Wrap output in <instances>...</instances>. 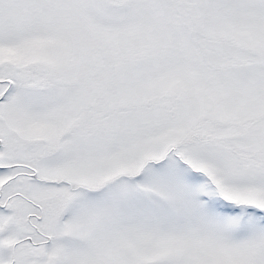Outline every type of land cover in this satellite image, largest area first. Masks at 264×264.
<instances>
[{
  "label": "snow or ice",
  "instance_id": "snow-or-ice-1",
  "mask_svg": "<svg viewBox=\"0 0 264 264\" xmlns=\"http://www.w3.org/2000/svg\"><path fill=\"white\" fill-rule=\"evenodd\" d=\"M0 264H264V0H0Z\"/></svg>",
  "mask_w": 264,
  "mask_h": 264
}]
</instances>
